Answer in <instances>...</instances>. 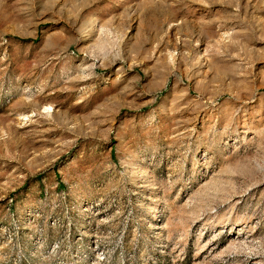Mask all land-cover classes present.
Here are the masks:
<instances>
[{
	"label": "rangeland",
	"instance_id": "1",
	"mask_svg": "<svg viewBox=\"0 0 264 264\" xmlns=\"http://www.w3.org/2000/svg\"><path fill=\"white\" fill-rule=\"evenodd\" d=\"M0 264H264V0H0Z\"/></svg>",
	"mask_w": 264,
	"mask_h": 264
}]
</instances>
